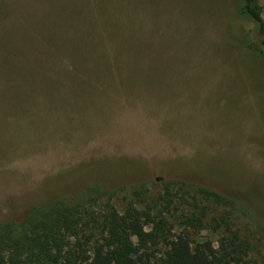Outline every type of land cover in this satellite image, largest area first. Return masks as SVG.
<instances>
[{"label":"rangeland","instance_id":"obj_1","mask_svg":"<svg viewBox=\"0 0 264 264\" xmlns=\"http://www.w3.org/2000/svg\"><path fill=\"white\" fill-rule=\"evenodd\" d=\"M240 6L0 0V221L89 186L123 212L185 182L238 203L264 264V58Z\"/></svg>","mask_w":264,"mask_h":264},{"label":"trees","instance_id":"obj_2","mask_svg":"<svg viewBox=\"0 0 264 264\" xmlns=\"http://www.w3.org/2000/svg\"><path fill=\"white\" fill-rule=\"evenodd\" d=\"M238 1L257 25L261 45L253 49L264 58L259 0ZM186 185L167 181L158 197L123 212L100 186L35 206L20 222L0 221V264H252L251 243L232 229L238 203L202 186L190 185V196ZM213 204L226 211L207 222ZM208 225L221 233L217 246L199 235Z\"/></svg>","mask_w":264,"mask_h":264}]
</instances>
